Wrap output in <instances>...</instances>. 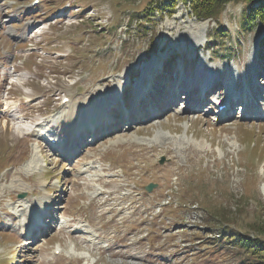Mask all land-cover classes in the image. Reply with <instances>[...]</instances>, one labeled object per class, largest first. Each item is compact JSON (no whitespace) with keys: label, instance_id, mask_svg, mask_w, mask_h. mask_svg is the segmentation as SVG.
Returning a JSON list of instances; mask_svg holds the SVG:
<instances>
[{"label":"rangeland","instance_id":"1","mask_svg":"<svg viewBox=\"0 0 264 264\" xmlns=\"http://www.w3.org/2000/svg\"><path fill=\"white\" fill-rule=\"evenodd\" d=\"M144 3L0 0V264H264L238 241L264 239V23L239 27L243 0L206 20L180 0L145 19ZM160 63L158 80L188 81L135 102ZM203 82L209 100L186 104ZM248 85L254 102L219 118Z\"/></svg>","mask_w":264,"mask_h":264},{"label":"bare ground","instance_id":"2","mask_svg":"<svg viewBox=\"0 0 264 264\" xmlns=\"http://www.w3.org/2000/svg\"><path fill=\"white\" fill-rule=\"evenodd\" d=\"M206 24H207V22L205 21V22H200V23H195L194 25H192L194 28H202V29H205L206 28ZM194 41H196L197 39H198V34L197 33H195L194 34ZM194 43H198V41H196V42H194ZM33 53V52H32ZM163 63V62H162ZM156 70H157V72L158 71H162V70H167V68L166 67H164V65L163 64H159V66H156L155 68H153V71H149L148 72V74H145V76H143V80L142 81H140V86L138 85L137 86V94H136V98H135V102L137 101L136 99L138 98V100H140V98H146V97H149V98H152V96L154 95V93H156V91L158 90V91H161L162 92V95H164V97H167L168 96V92L166 91V90H168L169 91V93H171V97H170V99L172 98V96H173V90L176 88V86L178 85V84H180L181 82L182 83H185L186 82V80L188 81V79L186 78V77H183L182 76V74L184 75L185 74V72L183 71V66L181 67V72H180V74L178 73V72H174V76H172L170 79H171V82H172V84H169V85H167V84H165V83H163V80H158V78H160V76H158V78L156 77V75H158V73L156 74ZM168 72V71H167ZM168 73H166L165 75H167ZM130 75H128V81L130 80V78H131V76L129 77ZM148 76H150V79H148ZM176 76H177V79L178 80H176ZM11 77H13L14 78V75H11ZM132 78H133V76H132ZM134 79V78H133ZM219 81V80H218ZM221 81V80H220ZM219 81V83H220V86L218 87V85H219V83L217 82V85H216V88L218 87V89L220 90L221 89V87L223 86V84L221 83ZM208 83H210L209 81H208ZM211 83H213V82H211ZM172 85H174V86H172ZM205 83L203 82V83H199V85L197 86V88H195V90H196V93H194V95H192L191 93H192V91H191V88H189V89H185L184 91V95H186L185 97V102H186V104H187V102H188V100H187V98H189L190 96H191V98H190V102L192 101L193 102V99L194 98H196V100H195V102H193V104H192V107H194V106H196L197 104H200L201 103V100H203V99H205V101H203L201 104H203V103H205V102H207L209 99H208V97L210 96V94H209V90L207 89L206 90V87H205ZM214 85V84H213ZM249 86V85H248ZM247 86V87H248ZM252 86H254V85H252ZM186 87V86H185ZM233 88H234V86H233ZM217 89V90H218ZM234 89H237V88H234ZM219 90L217 91V92H219ZM249 90H251V86H249L248 87V92H246V91H243V92H241L240 90H235L234 92H232V96H229V94L228 95H226L225 97H226V103H219V101H220V99H222V97H219V98H217V108H218V117L219 118H225V116H227L228 114H227V111L229 110V108H230V105H233L234 104V102H235V100L238 102V103H240V104H243L242 106H245V105H249V104H251V103H253L254 102V99H253V95L250 93V91ZM257 90V88H255L254 90H253V93L255 92ZM241 92V93H240ZM243 93V94H242ZM112 94L113 95H116L117 94V92H116V90H114V91H112ZM177 94H178V90H176L175 92H174V97H176L177 96ZM220 94V93H219ZM219 96V95H218ZM174 97H173V99L170 101L171 103H172V101L174 100ZM153 99V98H152ZM111 100H113V98H111ZM111 103H109V105H110ZM138 104H139V102H138ZM186 104H185V106H186ZM105 105H107V104H100V105H95L97 108H99L100 106H105ZM219 106L221 107V108H219ZM233 107V106H232ZM138 108H139V106H138ZM157 110H158V108H156ZM104 114H105V112H104ZM103 114V115H104ZM136 113H134V108H127V110L126 111H124L122 114H121V117L120 118H122V119H124L125 120V124H129L130 126H131V122L132 121H135V120H133L134 118H137L136 117V115H135ZM92 116V114L91 113H89V112H85L81 117H80V120H79V122H78V125L79 126H81V125H83V123L86 121V122H90L91 121V117ZM109 117H112L113 119H120L119 117H118V115H114V114H112V113H110L109 115H108ZM109 117H105V121L103 122H98V121H96V124H95V126H91V125H89V126H87L86 127V129H92L93 131H91V133H95V132H97L98 130H100V129H102V128H105V127H107L108 129H110L111 130V128H113V122H112V119L111 118H109ZM138 119V118H137ZM132 120V121H131ZM131 121V122H130ZM128 122V123H127ZM18 124V123H17ZM18 126V125H17ZM21 126V128H20V130L21 131H23V130H25V129H27L28 127H25V126H22V125H20ZM29 126V125H28ZM103 126V127H102ZM82 127H79L77 130L79 131L80 130V132L82 131V129H81ZM85 128H83V130H84ZM26 131V130H25ZM24 131V132H25ZM86 131V130H85ZM83 132V131H82ZM26 133H28V132H26ZM50 136H53V135H50ZM49 136V141H50V139L52 138V137H50ZM136 136H137V134H136ZM54 137V136H53ZM154 137L156 138V134L154 135ZM158 137V136H157ZM140 138V137H139ZM138 138V139H139ZM143 139V138H142ZM118 140H120V138L118 137L115 141H118ZM122 140V139H121ZM135 140V139H134ZM56 141H58V139H56ZM50 144V143H49ZM51 146H54V148H56V145H54V144H50ZM33 155L34 154H32V157H33ZM36 224L37 223H32V226H33V228H36ZM32 229V228H31ZM25 241H26V239H23V240H21V244H24L25 243ZM20 244V245H21Z\"/></svg>","mask_w":264,"mask_h":264},{"label":"trees","instance_id":"3","mask_svg":"<svg viewBox=\"0 0 264 264\" xmlns=\"http://www.w3.org/2000/svg\"><path fill=\"white\" fill-rule=\"evenodd\" d=\"M184 5H186L190 11L192 12V15L195 16L199 20H204L206 18H218L221 14L222 10L224 9L225 5L232 1V0H180ZM248 4L247 8H244L241 16L239 18V27L241 29H244L243 31H246V29H250L253 26V21L257 20L259 21V24L264 23V0H243ZM144 6L139 10L135 11L140 12V14H144V12L147 10L148 14L145 17V19H149L151 14H154V10L160 9L158 11L159 16H162V10L164 9L168 12H172L176 0H144ZM151 3L153 4L151 6ZM130 20H133V17L130 18ZM141 20V18H140ZM150 20V19H149ZM147 23L144 22V20H141V23L139 24L140 30H145V25ZM254 27V26H253ZM222 31V30H221ZM212 42V41H211ZM0 156L1 161H4L8 158L7 153L5 151H1L0 149ZM224 231L229 234L228 230ZM229 236V235H227ZM240 236V234H239ZM248 236V237H247ZM245 238L242 237L240 240L237 233V240L242 243L245 247H250V250L255 253L256 259H259L260 262L264 263V239L259 237H253L250 235H247Z\"/></svg>","mask_w":264,"mask_h":264},{"label":"water","instance_id":"4","mask_svg":"<svg viewBox=\"0 0 264 264\" xmlns=\"http://www.w3.org/2000/svg\"><path fill=\"white\" fill-rule=\"evenodd\" d=\"M163 160H164V157H162V159L160 161L162 162ZM154 185H155L154 183H149L146 185V189L148 191H150Z\"/></svg>","mask_w":264,"mask_h":264}]
</instances>
